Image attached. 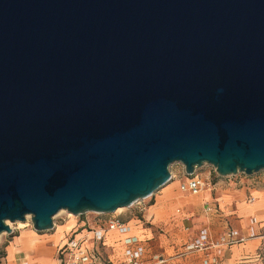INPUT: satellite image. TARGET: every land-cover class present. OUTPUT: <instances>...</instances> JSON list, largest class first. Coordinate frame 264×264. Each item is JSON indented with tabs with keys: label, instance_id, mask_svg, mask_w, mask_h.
Returning <instances> with one entry per match:
<instances>
[{
	"label": "water",
	"instance_id": "1",
	"mask_svg": "<svg viewBox=\"0 0 264 264\" xmlns=\"http://www.w3.org/2000/svg\"><path fill=\"white\" fill-rule=\"evenodd\" d=\"M175 163L264 171V0H0V235L131 207Z\"/></svg>",
	"mask_w": 264,
	"mask_h": 264
},
{
	"label": "crops",
	"instance_id": "2",
	"mask_svg": "<svg viewBox=\"0 0 264 264\" xmlns=\"http://www.w3.org/2000/svg\"><path fill=\"white\" fill-rule=\"evenodd\" d=\"M181 184V181H175L165 185L154 203L144 209L142 219L123 220L130 227L128 234L106 232L105 254L113 263H124V239L133 236L146 249L144 264H264V237L220 251L186 250L204 228L209 230L214 241L219 239L226 226L243 234L251 230L261 234L264 230V191H255L253 201L248 203L243 195L224 190L218 183L196 196L181 191ZM207 203L216 206L219 214H207ZM254 219L257 225L253 223ZM70 231L65 229L61 239L57 232L39 239L36 233L27 230L19 236V241L11 242L0 251L1 264L21 261L29 264L28 260L31 264H46L48 258L58 264V259L52 257L53 248L57 249ZM34 240L37 245L31 243ZM50 242L53 246H47ZM30 247L36 253L30 251ZM158 259L164 262L159 263Z\"/></svg>",
	"mask_w": 264,
	"mask_h": 264
},
{
	"label": "built area",
	"instance_id": "3",
	"mask_svg": "<svg viewBox=\"0 0 264 264\" xmlns=\"http://www.w3.org/2000/svg\"><path fill=\"white\" fill-rule=\"evenodd\" d=\"M181 191L191 194L200 195L206 189V181L199 177L196 173L189 176L186 183L180 186ZM253 199L250 200V203ZM207 214H219L216 206L207 203L205 205ZM255 225L258 224L256 219L253 220ZM130 227L128 224L118 217H112L107 221L105 226L91 228L87 223L83 224L79 229L71 230V234L67 235L64 242L57 248L58 264H115L105 254V235L107 231L118 232L120 234H128ZM264 237L258 232L251 230L248 234H243L237 229L226 226L225 231L217 241L211 238L207 228L201 230L199 238L188 245L186 250L191 251H220L224 248L241 245L250 239ZM125 261L123 264H144L145 247L136 237L127 236L124 239ZM159 263H163V259H158ZM1 264V256H0ZM18 264H26L19 262Z\"/></svg>",
	"mask_w": 264,
	"mask_h": 264
},
{
	"label": "rangeland",
	"instance_id": "4",
	"mask_svg": "<svg viewBox=\"0 0 264 264\" xmlns=\"http://www.w3.org/2000/svg\"><path fill=\"white\" fill-rule=\"evenodd\" d=\"M170 173L172 175V180L168 184H171L175 181H181V183L183 184L186 183L187 179L189 178V176L185 172L184 166L179 163H175L170 167ZM196 174L206 181L205 190L213 189L215 183H218L220 186H222L224 190L231 191L238 195H243L244 198L248 201V203L251 199H253V194L255 193V191H264V171L254 173L252 175H246L244 173H241L237 175L221 177L216 173L215 169L212 166L204 165L203 167L197 169ZM162 188L159 189L153 196L144 200H140L131 207L124 208L123 211L119 213H86L81 216L75 215L73 219L72 217H69L66 213H63L59 216L57 214L54 217L55 228L51 231L37 232L33 228L31 219H29L30 225L25 229H22L18 222H10V224L12 225L9 226L12 229V233L9 234L4 232L0 235V251H3L4 247L10 245L11 242H15L16 240L19 241V236L27 230H30L34 234L36 233L39 239H43L46 237V235H50L54 232H57L59 239H61L63 235L61 233L65 229L67 231L73 229L72 231H74L75 229H79L80 227H82L85 223L90 225L91 228H95L98 226H105L107 221L110 220L112 217H118L122 220H130L135 218L142 219V216H144V209L148 208L149 206H151V204L154 203L157 196L160 195ZM64 224L65 226L62 227V225ZM69 234H71V231L70 233L66 234V236ZM259 235H264V230ZM31 243H33V245H37L35 240L31 241ZM47 246H53V242L48 243ZM53 249L54 252L52 253V257L57 260V249H55V247ZM30 251L36 253L35 250H31V247ZM30 262L31 260H28L29 264H31ZM46 264H56V262L48 258Z\"/></svg>",
	"mask_w": 264,
	"mask_h": 264
},
{
	"label": "bare ground",
	"instance_id": "5",
	"mask_svg": "<svg viewBox=\"0 0 264 264\" xmlns=\"http://www.w3.org/2000/svg\"><path fill=\"white\" fill-rule=\"evenodd\" d=\"M121 211H123V209H119V210H117L115 213H119V212H121ZM63 213L68 214V216H69V217H72V219L75 217L74 214H72V213H70V212H67V211H65V210L60 211V212L58 213V216L61 215V214H63ZM56 217H57V216H56ZM29 219H30V216L27 218V221H25V222H18L22 229H25V228H27V227L30 225V221H29ZM8 224H9V225H12V224H10V222H8Z\"/></svg>",
	"mask_w": 264,
	"mask_h": 264
}]
</instances>
